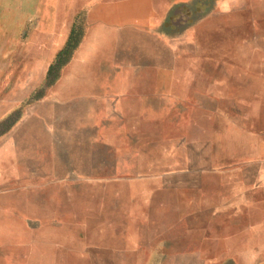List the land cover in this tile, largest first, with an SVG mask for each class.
I'll use <instances>...</instances> for the list:
<instances>
[{
    "label": "crops",
    "instance_id": "1",
    "mask_svg": "<svg viewBox=\"0 0 264 264\" xmlns=\"http://www.w3.org/2000/svg\"><path fill=\"white\" fill-rule=\"evenodd\" d=\"M86 1L88 5L102 4V0ZM110 3L112 11L98 13L99 23L88 30L89 35L70 61L80 68L66 70L64 85L58 81L52 88L51 101L56 108H63L65 115L50 118L54 124L41 118L53 137H64L59 141L68 149L63 163H57L60 159L54 151L44 166L37 151L39 143L27 150L24 137L9 141L7 134H0V264H105L106 258L111 264H119V226L108 233L118 242L105 245L106 216L99 212L100 206L84 215H73L69 209L93 208L89 199L101 200L106 149L112 154L113 170H118L120 138L133 139L136 135V126L127 123V117L136 119L143 112L150 116L161 113L160 131L149 133L148 138L149 144L159 143L161 147L147 153L144 168L133 173L147 177L152 191L169 190L173 184L199 193L203 112L211 119L208 127L213 134L205 144L213 146L214 152L218 143H224L222 159L233 168L239 161L241 164V173L231 179L223 166L213 168L214 173L222 174L219 183H225V191L231 193L228 200L246 206L248 194L257 192V202L264 207V150H258L264 146V0H144L138 10L135 5L121 10L119 0ZM121 13L130 15L122 19ZM122 26L147 40L144 46L150 50L143 53V62L149 71L122 70V55L130 58V64L136 63L131 59L133 54L141 56L138 42H129L130 49L122 50ZM69 29L67 25L59 29L64 32L60 41ZM66 42L50 39L41 63H50L57 48ZM109 42L113 44L111 52ZM132 46L136 52L131 51ZM228 131L235 138L229 137ZM13 143L16 165L10 167L9 147H14ZM230 143L232 148L228 147ZM170 177H176L174 183H170ZM79 194L85 197L84 202L79 201ZM48 200L47 207L50 205L54 212L45 215L36 210ZM10 205L18 209L17 235L23 237L20 243L16 237V255L4 238ZM111 218L121 223L117 212ZM130 220L147 223L150 228L152 225L151 229L158 224L142 216ZM246 225L222 237L217 229L203 232L209 241L207 251H201L198 245L187 251L171 249L170 253L171 238L165 229L151 231L149 240L165 241L156 251L161 264H168V257L174 254L192 255L197 264H201L202 255L209 257L208 264H248V256L257 257L255 264H264V217L249 220ZM200 229L198 223V232L178 235L177 239L191 236L192 241L199 242ZM250 237L257 242H247ZM233 238L239 242L232 243ZM223 239L228 243L217 247Z\"/></svg>",
    "mask_w": 264,
    "mask_h": 264
},
{
    "label": "rangeland",
    "instance_id": "2",
    "mask_svg": "<svg viewBox=\"0 0 264 264\" xmlns=\"http://www.w3.org/2000/svg\"><path fill=\"white\" fill-rule=\"evenodd\" d=\"M119 1H121V10L129 9L134 5L138 10V7L143 6L144 2V0ZM110 2L112 0H102V4L96 6L88 5L86 0H0V134H7L9 141L12 137L14 140L17 136L24 137L27 150H32L33 144L39 143L37 151L44 166L48 165L51 160L50 153L55 151L60 159L56 160L59 164L63 163L62 157L68 151L67 145L64 142H59L64 137H53L41 119L46 117L50 124H54L51 123L54 121L50 118L65 115L64 109L56 108L51 101L52 88L58 81L64 85L63 78L66 70H71L72 66L75 69L80 68V65H70V61L81 42L89 35L88 30L99 23L100 16L98 13L112 11L113 4ZM129 15L130 13H121V18H128ZM107 17L113 18L112 15ZM64 25L70 28L67 37H62L63 42L67 40L66 45L57 48L56 57L50 63L42 64V56L49 51L50 39L56 38L57 42H62L59 36L63 35L64 32L59 29ZM51 29H56V34ZM120 35L122 50L128 51L130 49L129 42L134 44L138 42L140 48L137 49L141 53L140 57L137 54L132 55L136 58L131 57V59L136 60L135 66L133 63H129L130 58L122 55V70L126 72L149 71L143 62V53L150 50L144 46L147 40L139 34L136 35L125 26H122ZM107 45L110 46L108 51L111 52L113 50L112 42ZM132 47L131 51L136 52L137 49ZM137 58H139L140 61L138 62L140 63L137 62ZM98 59L100 61L101 58ZM153 70L157 71L154 68ZM37 114L40 115V118L36 116ZM126 121L135 124L136 135L133 139L125 136L120 138V149L116 153L119 162L118 170L116 168L113 170L112 154L106 149L105 188L104 192L101 193V200L89 199V203L95 205L93 208L74 206L69 209L73 215H84V213L87 214L86 212L95 210L96 207L100 206L99 212H104L106 216L104 224L105 245L112 246L118 242V239H113V236L108 233L119 226L118 231L121 233L119 241L121 251L120 256L117 257L119 264H161L160 257L156 256V251L164 247L165 241L162 239L149 240L151 231L160 232L164 229L168 231L171 238H169L170 253H172L171 249L176 251L181 247L187 251L197 248L198 245L201 247V251H207L209 241L204 239L203 232L207 233L212 229H217L218 234H221L220 237L226 236L228 233L235 234L242 226L246 225L247 221L264 217V207H260L257 202V192L248 194L250 201L254 199L251 202L252 205H250V201L246 206H242L239 202L234 205L235 202L228 200L231 193L225 191V183H219L222 174L219 172L217 175L213 168L223 166L226 177L231 179L241 173V164L239 161L233 168L227 165L226 162L228 161L222 159L224 154L223 142V144L218 143L215 146L214 152H212L213 146L209 147V144H205L210 135H213L208 127L211 119L207 114L203 112L201 114L202 169L201 175L198 176L201 183L199 193L185 190L181 186L173 184H170L169 190L152 191L153 185L149 180H146L147 177L133 175L134 171L140 167V170L144 168L148 160L147 153L155 152L161 147L159 143H148L149 133L160 131L161 113H153L150 116V113L143 112L136 119L134 116L127 117ZM55 124L58 125V123ZM59 124L62 126L63 121ZM227 135L229 137L235 136L231 131H228ZM13 145L14 147L12 144V148L9 147L10 167L16 165V143ZM248 146L251 144H247ZM228 147L232 148L233 144H228ZM242 150V147L239 148L238 153L240 154ZM258 150L262 152L264 146H259ZM210 152L212 153L209 158L207 156ZM171 178H169L170 183H174L173 180L176 177ZM79 195V201L84 202L85 197ZM49 201L42 202L43 206L36 208V210L40 213L44 212L45 215L54 212L50 205L47 207ZM7 211L9 214L8 231L3 237L8 244L7 247L16 255L17 239L20 243L23 238L17 235L18 209L10 205ZM116 212L121 218L120 224H117L118 220L111 218L114 214L116 215ZM136 216H142L144 219L148 217L150 220L157 221L158 224L154 225L155 228L153 226L154 229H151L152 225L151 228L150 225L147 226V223L144 225L134 224L132 222L134 220H130V218ZM242 217L245 218L243 222ZM198 223H200L202 235L199 242L197 239L192 241L191 236L190 239L184 237L183 240L177 239L178 235H185L189 232L192 234L193 231L198 232ZM24 232L26 236L27 232ZM20 234L24 236L23 232ZM224 239L220 240L221 242L218 243L217 247L220 245L224 247L228 243V240L225 241ZM231 242L235 244L239 240L233 238ZM247 242L252 244L253 242L256 243L257 240L250 237ZM11 257L10 255L8 258L11 259ZM256 260V256L247 257L248 264H255ZM208 262L209 257L202 255L201 264H208ZM111 263L112 261L106 258L105 264ZM192 263H198L192 255L174 254L168 257V264Z\"/></svg>",
    "mask_w": 264,
    "mask_h": 264
}]
</instances>
